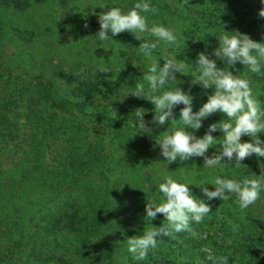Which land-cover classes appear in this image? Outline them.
<instances>
[{
  "label": "trees",
  "instance_id": "1",
  "mask_svg": "<svg viewBox=\"0 0 264 264\" xmlns=\"http://www.w3.org/2000/svg\"><path fill=\"white\" fill-rule=\"evenodd\" d=\"M34 1L39 0H0V48L7 42L1 10L24 9ZM58 2L67 6L66 0ZM121 2L119 7L127 11L134 0ZM151 2L157 12L147 14L149 24L172 26L192 55L206 52L218 68L225 65L211 56V51L217 46L215 39L221 28L227 32L244 28L255 42L264 35V18L257 15L259 0ZM126 39L135 47L139 44L133 37ZM183 58L191 60L189 56ZM228 70L237 75L246 71L238 62ZM248 77L264 108V75L248 73ZM88 92L57 91L47 79L39 77L20 84L0 102V151H9V142L20 133L23 137L21 146L12 148L11 159L0 166V264H69L90 259V255L98 256L102 264H122L117 260L121 241L137 235L140 211L120 209L110 195L111 148L119 145L117 140L124 129L112 123L114 116L106 105L95 104ZM211 92V87L202 88L199 95L203 103ZM218 119L212 113L202 120L201 133ZM170 124L161 127L164 130ZM159 133L150 128L132 136L147 147L148 142L160 138ZM211 135L217 137L219 131ZM245 137L248 139L241 137V142H251ZM257 137L264 141V133H257ZM257 158L253 164L264 171V158ZM158 239L164 242L162 236ZM189 240L186 246L193 248ZM247 252L245 264L263 263L253 241ZM125 256L128 264H143L129 253Z\"/></svg>",
  "mask_w": 264,
  "mask_h": 264
},
{
  "label": "rangeland",
  "instance_id": "2",
  "mask_svg": "<svg viewBox=\"0 0 264 264\" xmlns=\"http://www.w3.org/2000/svg\"><path fill=\"white\" fill-rule=\"evenodd\" d=\"M66 3L67 6L62 7L58 0H39L24 9L7 7L1 10V19L7 31V42L0 48V102L6 99L10 92L16 91L20 84L44 77L57 91H89L95 104L106 105L109 114L114 116L112 123L120 124L124 129L121 139L117 140L119 145L111 148L113 149V169L109 176L111 200L120 209L140 211L141 215L138 216L140 227L136 230L137 235H140L148 226L159 227L164 222L160 213L148 221L144 218L145 204L149 198L155 200L159 195L157 185L163 179V176L158 174L161 169L165 167L168 175L192 184L187 185L190 194L201 200L205 198L200 187L195 185L204 181L209 184L204 187L212 190V177L208 170L202 168V157L166 163L159 155L160 149L155 141H150L147 147H142L132 136L138 131H146L132 128L128 123L130 118L134 122L132 114L136 109L143 110L142 119L146 128L157 129L160 138L162 132L172 127V124L164 130L163 127L156 126L152 122L153 105L144 98L127 95L146 63L142 57L136 55L132 49L135 46L126 39L133 36L126 31L115 36L106 33L112 41H104L99 47L97 45L100 41L93 42V37L99 30L98 15L110 7H119L118 3H122L121 0H66ZM233 31L242 34L246 32L244 28ZM34 33L35 36H32ZM157 47L159 49L160 45L157 44ZM168 52L176 53L175 58L183 60L186 64L194 63L193 59L196 57L181 43L170 47ZM188 56L191 57L189 62L183 58ZM162 63L163 61L158 58V64ZM103 68L110 71L101 73ZM184 74L186 75L175 74L179 82L176 87L192 96V111L195 112L203 103L199 95L202 88L191 83L190 71H185ZM123 95L127 96L121 97ZM181 107L183 105H176L172 109L173 117L179 113ZM213 116L219 117L217 121L223 119L219 112L213 113ZM186 131L192 132L191 129ZM194 135L201 137L203 133L197 129ZM220 136L221 132L214 138L218 139ZM22 142L23 137L20 133L9 142V151L8 149L0 151V166L11 159L14 146L20 147ZM219 148V144L214 148L210 147L205 155L214 154ZM256 160L258 158L251 154L240 161L243 167L237 168L231 165L234 160L222 158L221 162L226 165L222 171L218 168L217 172L235 179L248 175L250 170V174L260 175L262 170L253 164ZM181 167H184L183 171ZM205 202L210 205L209 214L199 223H191V232L176 233L172 237L162 236L164 242H159L141 262L217 264L218 257L227 256L226 264H245L248 245L251 246L253 241L262 256L260 261L264 264V192L254 205L245 209H240L234 203V198L222 201L214 198ZM137 235L126 236L121 241V256L117 260L122 264L129 263L125 256L128 253L126 239ZM188 238L191 239L189 242L193 243V248H187ZM156 259L161 261L156 262ZM81 260L83 261L77 260L69 264H102L96 255Z\"/></svg>",
  "mask_w": 264,
  "mask_h": 264
},
{
  "label": "clouds",
  "instance_id": "3",
  "mask_svg": "<svg viewBox=\"0 0 264 264\" xmlns=\"http://www.w3.org/2000/svg\"><path fill=\"white\" fill-rule=\"evenodd\" d=\"M259 2L261 8L257 15L264 18V0ZM156 12L151 0H134L127 11H122L120 7H110L98 15L99 30L95 33L93 42L100 41L96 44L99 47L102 42L111 40L106 33L115 36L125 31L139 41L138 46L132 49L146 63L127 95L144 98L153 105L152 122L156 126H165L171 122L172 127L164 130L161 138L155 140L160 149L159 155L165 162L202 157V168L211 175L213 187L208 190L204 185L209 184L204 181L195 185L200 187L205 198L201 200L190 194L187 185L192 184L168 175L165 167L161 169L158 174L163 179L157 185L159 195L155 200L149 198L145 204L144 218L148 221L160 213L164 222L159 227L148 226L140 235L126 239V250L137 261H143L157 247L159 237L191 232L190 224L199 223L209 214L210 205L205 201L234 198V203L240 209H245L254 205L264 192V171L260 175L248 172V175L240 179L228 178L217 172L218 168L222 171L226 165L221 162L222 158L234 160L231 165L237 168L243 167L240 161L251 154L264 158V141L257 137V133H264V108L254 95L248 77V73L264 75V35L260 42H255L247 34L227 32L221 28L215 39L217 46L212 49L211 56L222 61L225 66L216 67L215 60L208 58L206 52H198L194 63L186 64L175 58L176 53L168 52L170 47L180 43V33L172 26L147 22V14ZM145 35L154 39H145ZM157 44L160 45V50L154 55ZM158 58L163 61L162 65L158 64ZM237 62L246 69L239 75L228 70L229 66ZM109 71L108 68L101 69V73ZM185 71L192 73V84H198L203 89L212 88L211 94L207 95L206 101L195 112L192 111V96L176 87L179 82L175 74L186 75ZM176 105L183 107L179 109L178 118H173L172 109ZM216 112L221 113L223 119L209 124L204 134L196 137L194 132L201 127L202 120ZM132 115L135 120L133 122L130 118L129 125L148 131L142 119L143 110L136 109ZM186 129H191L192 132ZM217 131L222 133L218 139L211 135ZM241 136H248L251 142H241ZM217 144L220 145L218 152L206 156V150ZM183 168H180L181 171ZM227 259V256H220L217 264H226Z\"/></svg>",
  "mask_w": 264,
  "mask_h": 264
}]
</instances>
